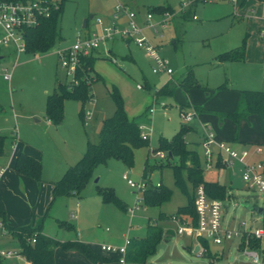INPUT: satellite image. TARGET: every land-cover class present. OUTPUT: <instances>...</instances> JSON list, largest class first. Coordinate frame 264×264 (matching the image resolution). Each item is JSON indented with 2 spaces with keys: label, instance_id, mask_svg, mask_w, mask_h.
Returning a JSON list of instances; mask_svg holds the SVG:
<instances>
[{
  "label": "rangeland",
  "instance_id": "rangeland-1",
  "mask_svg": "<svg viewBox=\"0 0 264 264\" xmlns=\"http://www.w3.org/2000/svg\"><path fill=\"white\" fill-rule=\"evenodd\" d=\"M119 1L129 6L142 27L151 10L170 6L176 13L162 28V16L152 12L155 29H145L159 56L173 72L167 84L175 86L173 95H156L169 77L153 72L154 63L145 51L134 43L127 47L123 41L110 42L107 47L114 50L111 59L94 54L92 100L83 103L66 99L63 124L49 123L48 96L58 91L59 85L72 82L71 75L61 66L57 51L71 47L79 34L99 33L98 18L109 25ZM182 2L187 0H65L59 24L61 38L49 52L22 53L17 57L14 49L0 47V135L5 137L0 166L7 168L0 180V211L5 212V223L0 219L4 225L0 229V251H22L20 242L9 235L6 225L22 228L42 223L45 235L59 234L60 239L65 235L69 236L68 240L83 238L84 242L92 243L90 247L95 253L111 257L115 254L102 251L103 245L122 247L126 238L136 243L146 237L151 224L169 232L170 237L168 242L157 246L145 264H253L238 238L222 246L209 241L207 257L194 253L200 238L190 232L178 234V224L169 219L189 202L188 196L175 185L171 168L175 160L170 159L168 165L169 160L159 159L155 154L162 150L168 155V151L160 148L159 140H170L185 124L181 108L196 113L186 124L191 129L185 132L184 139L189 149L198 153L204 179L218 182L232 194L225 203L224 225L236 230L245 223L248 232L261 228L262 218L242 204L247 201L264 209V196L248 188L238 163L224 169L214 164L208 170L201 138L205 127L210 128L217 139H223L237 151H248L251 156L247 162L264 163V131L257 117L252 115L240 125L231 118H221V114L235 110L240 91H264V4L261 0L197 2L184 15L180 14ZM118 23L126 24L124 15ZM242 48L245 49L243 61L229 60L231 54ZM6 73L11 75L10 82L3 78ZM189 74L197 87L186 93L178 83ZM114 90L121 95L128 117L144 127L149 145L134 150L131 167L116 159L97 166L79 198H54L52 183L81 159L88 141L99 140L104 121L114 115L117 109ZM162 102L165 107L159 105ZM152 104L156 110L150 114ZM257 149L259 153L254 152ZM21 153L42 164L40 181L23 177L15 170V160ZM146 166L152 173L149 178L143 177ZM124 175L135 183L162 184L172 191L170 200L161 207H146L142 203L135 208L143 191L131 188ZM183 178L192 197L193 186L185 173ZM106 188L124 202L125 211L115 203L102 202L99 191ZM60 221L73 224L75 229H61ZM255 249L261 252V264H264V239ZM0 260L4 264H26L21 256ZM111 264L120 263L112 260Z\"/></svg>",
  "mask_w": 264,
  "mask_h": 264
},
{
  "label": "trees",
  "instance_id": "trees-1",
  "mask_svg": "<svg viewBox=\"0 0 264 264\" xmlns=\"http://www.w3.org/2000/svg\"><path fill=\"white\" fill-rule=\"evenodd\" d=\"M263 1V0H261ZM60 8L52 14L48 19L42 20L36 27L27 29L24 36L26 42V53L43 54L49 52L55 43L61 38L59 32V24L62 16L63 5L65 0H59ZM159 14L174 11L170 6H161L155 10ZM186 15V12L183 13ZM245 59V49L229 56V60L243 61ZM94 69V53L90 56L81 57L78 68L76 69L74 81L68 85H59L58 91L49 95L46 101V118L55 125H60L64 119V101L66 99L80 100L83 103L90 101L92 95L91 72ZM194 78L191 74L179 81L178 85L183 87L188 93L189 89L197 87L193 83ZM222 88L227 89L225 85ZM175 86L167 85L156 92L158 97L172 96ZM117 109L114 115L107 118L103 123L99 140L96 143L88 141L87 148L81 159L73 166H70L61 179L54 184L53 197H76L79 198L81 191L91 180L94 170L97 166L105 164L110 159H116L127 167L133 165V153L135 149L148 146L150 140L143 139L141 129L135 119H131L125 112L124 102L117 90H114ZM184 108H181V113ZM255 115L261 130L264 131V91H240L239 100L233 112L221 114V118H231L236 124L240 125L242 121L247 120L250 116ZM83 118V113H81ZM191 128L182 125L180 130L169 140L161 138L159 146L161 149L168 151L166 160H175L171 165L174 173L175 185L180 188L189 198L186 206L178 209L176 215L180 218H190L192 224H197V213L195 207V193L199 186L203 185L206 194L212 199L226 201L232 196L224 186L218 182H209L204 179L203 169L200 166L199 155L195 150L189 149L184 139V134ZM5 137L0 135V157L4 155ZM162 150L158 151L161 152ZM220 168L221 166L218 165ZM15 170L22 176L36 181L41 180L42 164L32 156L21 153L15 160ZM151 172L147 166L144 169L143 177H148ZM186 174L188 181L193 186V195L189 196L186 189L183 174ZM172 191L165 188L162 184L159 186L148 185L143 192V204L146 207H161L170 200ZM99 196L104 203H115L120 209L126 210V206L117 195L110 189H102ZM163 216V215H162ZM186 216V217H185ZM164 217V216H163ZM170 217L169 219H172ZM0 219L5 223V217L0 214ZM59 225L63 230L74 229L71 224L60 221ZM9 235L18 240L21 244L22 251L20 254L26 261L32 264H55V250L60 249L63 252L74 251L82 255L88 262L97 264L110 261L109 258L95 253L87 244L79 240L61 241L56 237L45 235L42 232V223L34 226L26 227H9L7 226ZM170 237L169 232H164L157 225H148L146 237L133 243L131 241L127 248L125 260L128 262L143 264L148 257L156 252L157 246ZM35 240V242H33ZM199 243L205 248L206 252L203 257L208 254V242L200 238ZM259 241H252L251 247L255 248ZM218 256V255H217ZM216 256V257H217ZM213 258V257H212ZM218 258L221 259L219 255ZM0 259H3L0 257ZM0 264H4L0 260Z\"/></svg>",
  "mask_w": 264,
  "mask_h": 264
},
{
  "label": "built area",
  "instance_id": "built-area-1",
  "mask_svg": "<svg viewBox=\"0 0 264 264\" xmlns=\"http://www.w3.org/2000/svg\"><path fill=\"white\" fill-rule=\"evenodd\" d=\"M207 1L235 3L237 0H187V3L182 2L181 4L180 14L186 12L189 6L197 2ZM262 2L264 3V0ZM59 8V0H0V47L14 49L17 57L22 53H26L24 36L26 30L36 27L42 20L50 18ZM123 15L126 18V24H119L118 21ZM175 15V12H164L161 14L163 18L161 22L162 28L167 26ZM152 19V13L149 12L145 20V26H140L136 21V14L119 1L109 25H105L103 20L98 18L96 23L100 28L99 33L79 34L77 41L71 47L57 51L61 66L67 70L68 76L71 75V81L77 83L74 80V75L81 57L90 56L98 50L106 48L110 42L121 40L134 43L137 48L145 51L154 63L155 68L153 72L155 74L163 73L168 76L169 79L165 84H169L173 72L168 69L167 62L159 56L157 46L153 45L145 34V29H155V26L151 23ZM193 19L196 20L195 15H193ZM3 78L7 82L11 81V75L8 73L4 74ZM159 105L161 107L166 106L164 102ZM155 110L156 107L152 104L149 108V113L153 114ZM181 114L185 124H189L197 116L196 113L186 110H183ZM88 116L89 114H87L86 119ZM140 129L142 131V138L150 140L144 127L140 126ZM202 146L208 170L213 169L214 164L216 167L220 165V168H230L235 163H238L242 166V180L247 184L248 188L264 196V163L251 164L247 162V159L251 156L248 151H237L228 142L217 139L215 134L207 127L204 130ZM254 152L259 153L260 149ZM155 155L159 159H166V155L163 152H156ZM6 171V167L0 166V180ZM123 179L131 188L142 190L143 192L148 187L145 181L135 183L129 180L127 175H124ZM226 201L210 198L206 194L203 185L199 186L195 193L197 224L194 226L188 218L174 216L172 220L178 224L177 233L183 235L186 232H190L196 235L198 240L202 238L207 242L211 241L216 246H222L224 243L238 238L241 243L240 247L245 251L251 262L253 264H261L263 257L261 252L252 248L250 244L254 240L262 241L264 239V216L262 217L263 225L261 228L253 232H248L245 229V223H242L236 230L231 229L224 225ZM142 203L143 197L137 198L135 208H139ZM130 211L134 213V209ZM3 228L4 225L0 222V229ZM130 243L131 240L126 238L125 244L122 247L103 245L101 249L104 252L119 255V261L125 263L127 248ZM199 246V253L203 255L206 250L201 244ZM14 256L23 257L20 253L0 251V257L3 259ZM26 264L32 263L26 261Z\"/></svg>",
  "mask_w": 264,
  "mask_h": 264
},
{
  "label": "crops",
  "instance_id": "crops-1",
  "mask_svg": "<svg viewBox=\"0 0 264 264\" xmlns=\"http://www.w3.org/2000/svg\"><path fill=\"white\" fill-rule=\"evenodd\" d=\"M122 1H126V0H122ZM127 3H128V1H127ZM263 3V2H262ZM264 4V3H263ZM129 7V6H128ZM161 15V14H160ZM86 27H87V25H86ZM121 40H118V41H113V43H115V42H120ZM125 44H126V46L128 47L129 46V42H126V41H123ZM108 46V45H107ZM103 52L102 54H100V52ZM98 53V55H100L101 57H105V58H110L111 59V57H113L114 56V50H113V47L112 46H109V47H106V48H102V49H100V50H98L97 52H95L94 54H97ZM109 55V56H108ZM126 58H128V57H126ZM164 86H167L166 84L164 85ZM163 86V87H164ZM151 106V105H150ZM150 108V107H149ZM48 122L50 123V121L48 120ZM258 122V121H257ZM63 124V122L60 124V125H58V126H61ZM203 140V136H202V138H201V141ZM219 140H221V138H219ZM223 140V139H222ZM224 141V140H223ZM193 150V149H192ZM84 154V153H83ZM83 156V155H82ZM81 156V157H82ZM70 167V166H69ZM68 167V168H69ZM67 168V169H68ZM66 169V170H67ZM220 169H224V168H220ZM65 170V171H66ZM65 171H64V173H65ZM63 173V174H64ZM152 173H150L149 174V176H148V178L150 177V175H151ZM63 176V175H62ZM61 176V177H62ZM24 177V176H23ZM61 177L59 178V179H61ZM59 179H57L56 181H54L52 184H53V188H54V184H55V182H57ZM231 185H232V183H231ZM230 192V191H229ZM230 194H231V192H230ZM232 195V194H231ZM246 203H249V202H247L246 201ZM251 204V203H250ZM253 204V203H252ZM254 206H257V205H255V204H253ZM258 207V206H257ZM262 215H260V214H258L261 218L264 216V209L262 208ZM253 211V210H252ZM253 212H255V211H253ZM0 214L1 215H3L4 217H5V212L4 211H0ZM263 221V220H262ZM72 226H73V228L75 229V226L73 225V224H71ZM108 230V229H107ZM59 237V240H61V241H66V240H68V238H69V236L67 237V236H65V235H62V237H61V239H60V236H59V234H57V237L56 238H58ZM81 237H82V235H81ZM82 239V240H81ZM81 239H79V238H77V240H79V241H81V242H83V243H85V244H87L89 247L91 246V242L90 241H88V240H86L85 242L83 241V240H85V239H83V238H81ZM162 242H168V239H164ZM200 243H199V241L197 242V244L195 245V248H196V246L197 245H199ZM91 248V247H90ZM190 248V247H189ZM188 248V249H189ZM194 248V249H195ZM92 249V248H91ZM199 253V252H198ZM99 254V253H98ZM101 255V254H100ZM102 256H105V257H107V258H109L110 259V261H108V262H104V263H97V264H111V262H112V260H114V261H118L120 264H138V263H133V262H128V261H125V263H121L120 261H119V258H120V256L119 255H117V254H115L114 256H107V255H104V254H102ZM146 263V262H145ZM145 263H143V264H145ZM55 264H93V263H90V262H88L82 255H80L79 253H77V252H74V251H69V252H63V251H61L60 249H56L55 250Z\"/></svg>",
  "mask_w": 264,
  "mask_h": 264
},
{
  "label": "water",
  "instance_id": "water-1",
  "mask_svg": "<svg viewBox=\"0 0 264 264\" xmlns=\"http://www.w3.org/2000/svg\"><path fill=\"white\" fill-rule=\"evenodd\" d=\"M86 23L87 22H85L83 25L84 28H86ZM242 205L245 206L249 210L255 211L257 214L262 215V211H263L262 208L254 206L253 204H250V203H243ZM199 249H200V246L197 245L196 248L194 249V253L198 254Z\"/></svg>",
  "mask_w": 264,
  "mask_h": 264
}]
</instances>
